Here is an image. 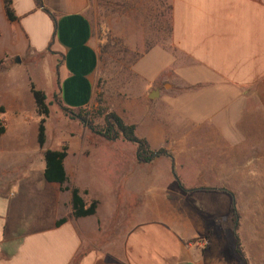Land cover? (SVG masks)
<instances>
[{
  "label": "crops",
  "instance_id": "0c3cea01",
  "mask_svg": "<svg viewBox=\"0 0 264 264\" xmlns=\"http://www.w3.org/2000/svg\"><path fill=\"white\" fill-rule=\"evenodd\" d=\"M39 1L11 0L10 20L0 0V264H264V248L243 246L240 220L236 253L217 222L229 197L214 189L264 190L255 187L264 185V0H164L180 55L178 87L166 79L164 93L177 97L180 120L166 143L149 115L115 111L150 149L168 152L146 162L134 152L95 155L74 139L48 146L45 136L39 147L37 122L27 131L30 83L45 99L58 92L65 107L84 108L99 65L89 0ZM15 63L23 70L7 76ZM220 92L229 100L218 105ZM161 94L147 87L143 97ZM62 145L63 185L97 201L90 215L73 217L69 189L43 178V148Z\"/></svg>",
  "mask_w": 264,
  "mask_h": 264
},
{
  "label": "rangeland",
  "instance_id": "374dc122",
  "mask_svg": "<svg viewBox=\"0 0 264 264\" xmlns=\"http://www.w3.org/2000/svg\"><path fill=\"white\" fill-rule=\"evenodd\" d=\"M87 13L97 39L98 56L99 47L103 44L105 47L98 57L94 103L84 107L82 113L86 114L96 128L101 127L105 111L115 112L120 108V113L125 115L127 112L129 119L135 118L136 113L145 117L149 115L150 120L159 127L156 136L168 143L171 132L175 130H171L168 125L179 122L180 114L177 112L180 110L177 97L164 93L166 87L163 82L168 79L174 83V87H178L180 55L170 46L164 29L165 3L154 0H89ZM148 51L150 52L147 53ZM136 65L143 74L142 78L137 75ZM22 70L23 65L15 63L6 71V75L13 77ZM50 71L53 73L54 69L50 67ZM154 86L161 89L162 94L154 99L144 98V90ZM218 87L221 90L225 88L223 85ZM228 98L225 92H220L218 105L227 102ZM45 102L48 105V115L44 122L48 146H52L56 140L60 144L74 139L85 142V151L95 155L103 152L131 155L135 152V144L120 136L114 140H106L91 133L79 119L64 113L50 94H47ZM23 113L27 117L28 131L29 124L37 122L38 116L32 109H26ZM151 160L154 161L155 157ZM93 162L101 161L97 159ZM106 162L103 160L102 164ZM109 163L118 162L113 160ZM149 169L156 170V164L149 166ZM255 187L264 188V185ZM232 193L240 215L243 246L263 249L264 190Z\"/></svg>",
  "mask_w": 264,
  "mask_h": 264
},
{
  "label": "trees",
  "instance_id": "16d2710c",
  "mask_svg": "<svg viewBox=\"0 0 264 264\" xmlns=\"http://www.w3.org/2000/svg\"><path fill=\"white\" fill-rule=\"evenodd\" d=\"M37 6H41L39 0H33ZM165 3V18L163 20L164 29L169 35V24H168V5L164 0H154ZM4 11L8 19H15L11 8V0H3ZM48 15L53 18V14L47 9L43 8ZM105 44L99 47V56L104 51ZM149 48V46H148ZM57 84V81H56ZM29 90L33 97L35 105V113L38 116L37 120V132L36 141L39 147H42L45 141V118L48 115V105L45 102L44 93L35 89L33 84H29ZM53 96L56 100L58 107L67 113L70 117L79 119L81 123L91 132L97 134L106 140H114L120 136L123 140L135 144V158L139 162H146L151 160L153 157L167 155L168 152L160 147L155 150L150 149L147 141L144 138H140L134 133V125L127 124L114 112L105 111L102 115V125L100 128H96L91 121L87 118L85 113H82L83 108L71 109L62 105L61 101L58 99V92H54ZM103 110V109H102ZM3 125L0 124V133L3 131ZM42 156L44 161V166L42 170L43 178L46 182H54L59 185L60 190L70 191V204H71V215L73 217H82L90 215L94 212L97 201L95 199H90L88 202L84 201L82 196L76 187L69 188L63 183L66 181V175L63 168V159L66 156V146L62 145L59 149L43 148ZM204 190L212 189L211 187H203ZM225 192L229 197V208L225 216L217 219L218 225L222 231H226L231 237L236 253L241 257L242 253L240 251V241L238 237V227L240 215L237 209L236 201L234 195L231 191L224 188H214ZM64 221V217H61L55 221V225L60 224Z\"/></svg>",
  "mask_w": 264,
  "mask_h": 264
},
{
  "label": "water",
  "instance_id": "95a60500",
  "mask_svg": "<svg viewBox=\"0 0 264 264\" xmlns=\"http://www.w3.org/2000/svg\"><path fill=\"white\" fill-rule=\"evenodd\" d=\"M153 91H154V90H153ZM154 92H155V91H154ZM149 97H153V95L150 93V94H149Z\"/></svg>",
  "mask_w": 264,
  "mask_h": 264
},
{
  "label": "built area",
  "instance_id": "2783aa9c",
  "mask_svg": "<svg viewBox=\"0 0 264 264\" xmlns=\"http://www.w3.org/2000/svg\"><path fill=\"white\" fill-rule=\"evenodd\" d=\"M1 124V123H0ZM2 125V124H1Z\"/></svg>",
  "mask_w": 264,
  "mask_h": 264
}]
</instances>
